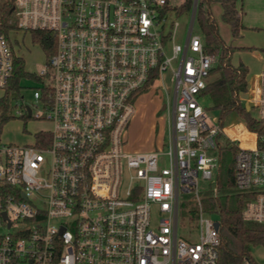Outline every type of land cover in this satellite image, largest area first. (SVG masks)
<instances>
[{
	"label": "built area",
	"instance_id": "1",
	"mask_svg": "<svg viewBox=\"0 0 264 264\" xmlns=\"http://www.w3.org/2000/svg\"><path fill=\"white\" fill-rule=\"evenodd\" d=\"M10 1L18 29L50 31L56 47L35 73L44 117L17 102L20 116L46 119L50 129L30 144L0 140V264H218L219 221L205 211L200 181L219 195V137L236 148V189L251 195L243 218L264 224V128L253 132L245 120L230 134L219 120L207 123L201 94L217 57L193 34L199 0L184 44L167 0ZM10 35L0 32L3 94L18 55ZM168 70L169 167L159 170L162 153L126 151L124 132L147 86L161 80L169 95ZM247 93L248 111L264 120V70ZM180 216L196 222L191 236H179Z\"/></svg>",
	"mask_w": 264,
	"mask_h": 264
},
{
	"label": "trees",
	"instance_id": "2",
	"mask_svg": "<svg viewBox=\"0 0 264 264\" xmlns=\"http://www.w3.org/2000/svg\"><path fill=\"white\" fill-rule=\"evenodd\" d=\"M214 2L221 4L222 20L229 25L234 38H239L244 26L236 0H199L196 10V20L202 32L205 51L217 57L211 77L218 75L208 82L202 97L209 96L212 107L221 111L223 117L237 113L247 122L253 132L262 133L264 120H256L246 109L241 95L248 92V70L243 65L234 66L231 62L235 49L251 50L247 47L226 45L219 33L218 25L212 18L211 6ZM193 0H185L180 7L165 6L166 11H176L177 14L190 12ZM13 3L3 0L0 9V32L9 37L18 27L12 21ZM33 42L41 47L47 61L54 54L56 42L50 31H31ZM40 81L35 73L26 70L25 61L19 55L14 58L13 78L5 94L0 98V136L3 125L10 120L11 103L21 96V82L27 77ZM153 82V81H151ZM150 82V83H151ZM147 86L145 90H148ZM224 126V125H223ZM218 153L220 167L216 176L219 195L211 196L205 201V211L220 222V246L218 264H239L245 259H252L251 250L256 246H264V224L247 221L243 218V209L251 195L239 192L235 187V146L225 137H219Z\"/></svg>",
	"mask_w": 264,
	"mask_h": 264
},
{
	"label": "rangeland",
	"instance_id": "3",
	"mask_svg": "<svg viewBox=\"0 0 264 264\" xmlns=\"http://www.w3.org/2000/svg\"><path fill=\"white\" fill-rule=\"evenodd\" d=\"M2 3L3 0H0V9ZM183 3L184 0H170V4L173 5V7H180ZM169 19L177 20L180 23L176 41L177 43L184 44L187 27H189L191 22V13L177 14L176 11H172L169 13ZM12 21L15 23L14 15H12ZM224 25L225 26L221 27V36L228 42L227 44H230L233 41L232 33L230 28L226 24ZM193 34L203 37L197 20L194 22ZM10 37L16 53L24 59L25 67L28 72L39 73L47 68L46 55L41 47L33 42L30 33L18 29L13 30ZM257 37L260 38L261 36L251 35V40L258 45H230L233 46V48H251V50L235 49L231 59L234 66L243 64L247 68L249 88L252 82H255L257 75L264 70V44L261 40H258ZM255 53H259V56ZM168 54L171 55L170 50ZM176 65L177 61L174 62V66ZM217 76L218 75L212 76L209 81L214 80ZM21 85V96L12 101L9 113L11 118L2 128L0 140L1 143L5 145L30 144L33 142V135L36 132L47 131L51 127L46 119L22 117L19 115L21 107L17 105V102L32 107L34 115L40 113V115L44 117L41 105L37 104L34 99V91L40 89L42 86L40 81L30 76L23 79ZM165 86L169 94L168 96L163 89L161 80H156L148 90H143L138 94L134 101L135 114L124 132V149L126 151L149 152L155 150L162 153L159 158V170L169 167V158L165 155L168 148L165 144L169 135V112L172 111L173 107L174 83L172 82V73L170 70L165 73ZM3 95V91L0 90V98ZM247 97L248 93L241 95V100L244 104ZM36 104L38 107H35ZM202 104L206 108L208 115L207 123L209 125L217 123L221 117V111L212 107L210 97H202ZM164 105H166L165 110H163ZM250 113L253 117L257 115L255 108H252ZM222 122L224 127L229 129L230 134H235V126L241 127V124L245 123V119L237 113H230L223 117ZM212 189L213 184H211V181H200V197L202 198L204 208L206 205L205 201L212 195ZM193 196V193H187L183 196L184 199L189 201L190 207H193V202L191 201ZM152 215L154 221L159 219L160 216L156 207L153 208ZM191 222L180 216L178 227L180 237H188L194 233L193 226H195L194 224L196 222ZM251 257L255 264H264V246L253 247L251 250Z\"/></svg>",
	"mask_w": 264,
	"mask_h": 264
},
{
	"label": "crops",
	"instance_id": "4",
	"mask_svg": "<svg viewBox=\"0 0 264 264\" xmlns=\"http://www.w3.org/2000/svg\"><path fill=\"white\" fill-rule=\"evenodd\" d=\"M167 3L169 7L173 9L176 8L170 4V0H167ZM236 3L240 12L242 24L245 28L242 30L239 38H234L232 35L233 41L230 44H227L228 42L221 36V27L225 26L224 24H226L222 20V6L218 2H214L211 6L212 18L218 25L219 33L223 42L226 45H258L256 42L251 40V35H257L261 36L260 38H257L264 44V0H236ZM226 25L229 27L228 24ZM255 54L259 56V53Z\"/></svg>",
	"mask_w": 264,
	"mask_h": 264
},
{
	"label": "water",
	"instance_id": "5",
	"mask_svg": "<svg viewBox=\"0 0 264 264\" xmlns=\"http://www.w3.org/2000/svg\"><path fill=\"white\" fill-rule=\"evenodd\" d=\"M165 109H166V105L163 106V110H165ZM246 109H247V110L250 109V107H249L247 104H246ZM29 114H30V113H29ZM215 226H216V228H219V227H220V222H216V223H215Z\"/></svg>",
	"mask_w": 264,
	"mask_h": 264
}]
</instances>
